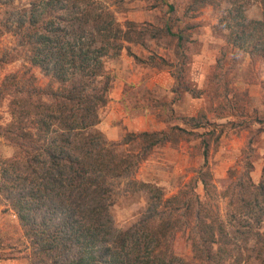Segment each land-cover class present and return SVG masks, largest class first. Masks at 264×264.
<instances>
[{
	"label": "trees",
	"instance_id": "obj_1",
	"mask_svg": "<svg viewBox=\"0 0 264 264\" xmlns=\"http://www.w3.org/2000/svg\"><path fill=\"white\" fill-rule=\"evenodd\" d=\"M209 1L201 0L203 6ZM229 3L220 22L230 43L264 58V16L251 21L246 0ZM0 28L18 37L31 67L49 79L40 87L34 75L24 82L11 75L0 91L2 99L12 98V120L0 135L17 148L13 157L0 159V198L30 240L29 264H189L173 250L180 231L188 232L198 262H225L230 246L241 256L246 249L264 254V172L255 183L251 161L238 178L232 172L229 186L219 192L206 153L198 176L206 201L193 183L166 198L160 187L134 175L142 154L168 143V132L128 134L125 144L137 140L142 146L136 155L120 153L99 129L114 81L107 66L131 43L110 7L99 0H40L8 13ZM166 32L176 35L171 26ZM176 37L183 48V34ZM149 62L172 66L163 58ZM124 182L147 192L148 205L138 222L121 230L112 206ZM221 195L224 213L216 201Z\"/></svg>",
	"mask_w": 264,
	"mask_h": 264
},
{
	"label": "rangeland",
	"instance_id": "obj_2",
	"mask_svg": "<svg viewBox=\"0 0 264 264\" xmlns=\"http://www.w3.org/2000/svg\"><path fill=\"white\" fill-rule=\"evenodd\" d=\"M99 1L115 12L127 30V38L131 40L126 43L128 51L131 52V48L127 44H132L150 53L141 57L139 63L152 66L149 61L154 57L155 61L163 58L172 64L163 68L154 66L169 73L174 80L168 88L148 85L150 76L138 89L133 85L128 88L127 124L117 118L110 121L107 106L100 111L99 129L107 141L118 144L120 153L142 154L139 141L127 144L122 141L128 134L164 131L170 135L168 143L153 148L148 155L142 154L134 179L160 187L166 198L176 196L193 183L196 194L206 201L204 185L198 176L205 166L207 153L209 170L219 192L229 186L230 174L237 173L234 178H238L250 161L253 163L252 179L259 183L264 172V58L252 56L230 43V32L220 22L231 7L229 0H210L206 6L201 0ZM246 1L248 19L261 20L264 0ZM6 2L9 4L4 5ZM39 2L0 0V23L13 10L29 9L32 3ZM168 26L174 34H183V48H178L176 35L166 32ZM11 75L21 76L23 82L34 75L40 87L49 83L40 68L31 67L27 50L19 47L18 37L0 28V91ZM3 97L0 96V127L12 120V98L9 94ZM192 118H197V122ZM194 123L201 126L194 128ZM111 124L116 128L109 135ZM16 152L15 145L0 135V159L11 158ZM116 191L112 214L116 226L126 230L146 211L148 195L125 182L118 185ZM216 198L224 213L226 201L222 195ZM0 249V258L29 264L30 240L17 216L1 198ZM229 249L226 261L218 264H264V254L246 249L241 256L234 246ZM173 250L189 264H207L204 260H195L187 231L177 233ZM239 258L245 260L239 263Z\"/></svg>",
	"mask_w": 264,
	"mask_h": 264
},
{
	"label": "crops",
	"instance_id": "obj_3",
	"mask_svg": "<svg viewBox=\"0 0 264 264\" xmlns=\"http://www.w3.org/2000/svg\"><path fill=\"white\" fill-rule=\"evenodd\" d=\"M131 48V52L138 58H144L148 53L139 45L127 44ZM114 77L113 87L110 92V101L107 105L109 112L108 119L110 121L117 118L119 121H123L127 124L129 121L128 113L126 112V103L129 97L128 88L133 85L135 88L143 86L148 81V77H151L150 84L160 89L166 87L169 84L174 83V80L170 79L169 73L163 72L152 66L139 63L133 56L129 55V51L125 48L121 56L117 59L111 60L107 66ZM147 79V80H146ZM157 84V86H156ZM107 120V119H106ZM104 125V124H103ZM146 126V125H145ZM116 126L110 125L111 131L107 132L112 134ZM147 132V131H146ZM114 138V137H111ZM2 249H0L1 255ZM0 264H20L18 260L13 258L3 259L0 258Z\"/></svg>",
	"mask_w": 264,
	"mask_h": 264
}]
</instances>
